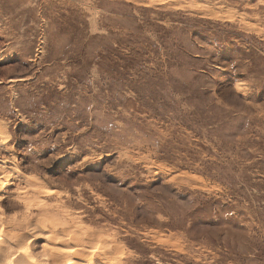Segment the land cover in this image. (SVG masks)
Here are the masks:
<instances>
[{
  "label": "rangeland",
  "instance_id": "obj_1",
  "mask_svg": "<svg viewBox=\"0 0 264 264\" xmlns=\"http://www.w3.org/2000/svg\"><path fill=\"white\" fill-rule=\"evenodd\" d=\"M0 264H264V0H0Z\"/></svg>",
  "mask_w": 264,
  "mask_h": 264
}]
</instances>
